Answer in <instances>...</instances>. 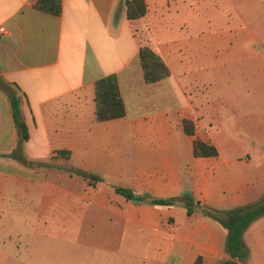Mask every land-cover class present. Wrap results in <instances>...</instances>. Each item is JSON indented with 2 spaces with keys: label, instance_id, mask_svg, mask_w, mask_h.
<instances>
[{
  "label": "crops",
  "instance_id": "0c3cea01",
  "mask_svg": "<svg viewBox=\"0 0 264 264\" xmlns=\"http://www.w3.org/2000/svg\"><path fill=\"white\" fill-rule=\"evenodd\" d=\"M35 1L0 0V264H21L5 249V236L35 232L34 225L16 227L17 219L26 225L53 213L62 217L71 201L76 216L91 213V228L109 250L134 252L141 261L152 251L154 264H224L230 259L226 233L202 209H230L262 192L249 186L252 158L218 128L212 102L197 98L206 69L186 66L181 52L190 54L192 42L174 39L170 9L160 6L151 22L148 5L143 17L127 19L125 0L119 14L118 0H62L60 15L35 9ZM142 44L160 55L168 77L145 82ZM107 74L117 77L125 115L97 121L94 83ZM12 96L26 140L11 114ZM183 119L194 122L196 137L213 144L216 156L193 154ZM58 150L69 151V158ZM13 151L26 161L10 156ZM52 157L58 167L47 161ZM67 168L94 176H82L93 181L90 210H84L83 192H69ZM114 186L156 198L190 196L192 213L179 203H135ZM260 219L243 234L254 261L240 264H264Z\"/></svg>",
  "mask_w": 264,
  "mask_h": 264
},
{
  "label": "rangeland",
  "instance_id": "374dc122",
  "mask_svg": "<svg viewBox=\"0 0 264 264\" xmlns=\"http://www.w3.org/2000/svg\"><path fill=\"white\" fill-rule=\"evenodd\" d=\"M146 1L149 21H153L160 6L168 8L174 39L192 42L190 54L181 52L188 59L186 66L206 69L207 73L203 76L206 85L196 91L197 98L212 102V109L220 115L218 128L235 139L244 157L249 154L252 158L253 182L249 186L262 192L259 200L264 195V0ZM117 7L119 14L120 0ZM210 125L207 126L212 131L216 122ZM47 161L58 167L56 157ZM67 172L72 182L69 192H83L84 210H90L93 181L74 169L67 168ZM75 205L72 201L68 203L67 214L62 217L53 213L45 220L32 219L26 225L20 217L16 227L34 225L35 232L5 236V249L18 255L21 264H154L152 251L146 252L147 258L141 261L134 252L102 247L100 236L91 228V213L84 219L76 216V209H72ZM20 206L23 211L27 201ZM245 259L254 261L250 253Z\"/></svg>",
  "mask_w": 264,
  "mask_h": 264
},
{
  "label": "trees",
  "instance_id": "16d2710c",
  "mask_svg": "<svg viewBox=\"0 0 264 264\" xmlns=\"http://www.w3.org/2000/svg\"><path fill=\"white\" fill-rule=\"evenodd\" d=\"M35 9L60 15L62 12V0H36ZM147 12L146 0H125V14L127 19L133 20L143 17ZM138 59L143 71L146 83H152L169 76L170 71L160 55L148 44L139 47ZM95 119L97 121H107L123 117L125 115V105L121 97L117 77L115 74H107L94 83ZM11 114L15 125L22 132V140L27 139L26 124L20 118V108L18 98L10 97ZM184 132L193 137V154L195 156L211 157L218 154L217 148L206 141L196 137L195 124L188 119L182 120ZM57 155L69 158V151L58 150ZM10 156L26 161L24 156H19L17 151H13ZM82 176L93 178L91 174L78 171ZM116 193L122 195L135 203L147 201L153 205H173L183 204L189 214L192 213L193 201L190 196H179L171 198H156L147 194H140L128 187L114 186ZM202 213L214 219L226 233V250L230 259L224 264H240L248 255V248L243 241V234L253 221L264 216V195L254 202L238 205L226 210L210 207L202 209Z\"/></svg>",
  "mask_w": 264,
  "mask_h": 264
}]
</instances>
